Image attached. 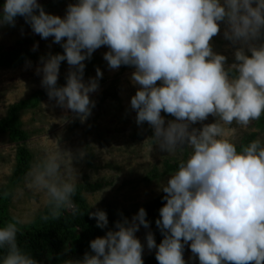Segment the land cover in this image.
I'll return each instance as SVG.
<instances>
[{"label":"clouds","instance_id":"1","mask_svg":"<svg viewBox=\"0 0 264 264\" xmlns=\"http://www.w3.org/2000/svg\"><path fill=\"white\" fill-rule=\"evenodd\" d=\"M18 16L64 49L42 58L37 69L49 99L85 122L95 106L89 94L98 89L103 73L97 68L96 77L85 82L84 61L108 46L109 68L135 67L131 80L140 87L130 103L136 123L148 122L154 130L149 152L157 144L168 154L188 153L162 187L166 203L155 221L162 242L157 245L153 233L146 234L158 264H186L189 241L199 264H264V139L238 150L228 138L236 132L234 124L246 127L264 116V0H77L63 18L46 13L38 0H4L0 26L14 27ZM218 22L226 25L225 39L238 46L230 65L210 44L220 32ZM62 61L70 71L66 85L58 87ZM162 111L176 119L166 123ZM209 115L215 122L191 127ZM83 155L62 150L55 141L34 164L29 187L46 194L50 216L45 220L58 219L63 209L79 212L73 160ZM146 215L141 207L131 221H117L116 230L90 242L92 254L68 264H144L135 233L141 225L149 227ZM89 217L99 228L108 225L103 210ZM23 223L12 217L0 226L5 252L0 264H38L18 244Z\"/></svg>","mask_w":264,"mask_h":264},{"label":"rangeland","instance_id":"2","mask_svg":"<svg viewBox=\"0 0 264 264\" xmlns=\"http://www.w3.org/2000/svg\"><path fill=\"white\" fill-rule=\"evenodd\" d=\"M38 3L42 6L50 5L44 11L63 18L68 6L77 3V0H38ZM218 23L220 32L212 38L210 44L214 52L227 57V64L230 65L235 62L234 53L238 46L225 39L226 25ZM20 47L39 54L61 48L62 44L55 43L53 37L41 38L32 31L23 17H19L16 18L14 27L0 26V50L10 51ZM108 51V46L96 49L91 56L95 64L83 76L87 82L96 77L97 68L103 73L98 81V89L89 94L95 106L85 122L81 123L76 113L58 106L55 99H49L47 94L38 108L20 114L21 129L27 135L25 146L32 155V162L17 184H13L12 177L21 143L12 141L8 132L0 133V194L6 190L9 193L4 213L6 222L12 217H18L24 221L22 226L33 224L46 208V194L29 187V174L34 164L54 148L55 141L62 150L74 155L84 153L82 158L73 160V167L78 173L77 186L85 176L90 182L109 183L95 193L83 192L90 208L94 211L104 207L125 211L129 221L141 207L164 194L162 187L167 185L179 163L187 159L186 151L178 150L174 154H168L157 144H153L149 152L154 130L148 122L136 123V111L131 108L130 103L140 87L131 80L135 67L121 65L115 70L109 68L104 59V53ZM42 66L43 60L34 59L14 67L0 68V121L7 117L11 105L26 100L37 92L46 91L41 84L43 74L37 72ZM69 71L67 61L61 62L57 84L66 80ZM160 84L157 81V85ZM161 115L167 123L169 119L165 112L162 111ZM173 118L176 119L174 116ZM212 122H215V117L209 115L206 121L197 122L191 127L199 129L202 124ZM232 127L236 128V132H229L228 138L234 140L237 147L248 140L264 139V126H260L259 120L252 121L246 127L235 124ZM168 166L174 169L168 172ZM148 232L149 227L141 225L135 233L143 246L142 257L157 251L156 248L147 247ZM190 243L189 241L183 257L186 264H199L198 257L191 252Z\"/></svg>","mask_w":264,"mask_h":264},{"label":"trees","instance_id":"3","mask_svg":"<svg viewBox=\"0 0 264 264\" xmlns=\"http://www.w3.org/2000/svg\"><path fill=\"white\" fill-rule=\"evenodd\" d=\"M4 0H0V5H3ZM50 5L42 6L43 9L49 8ZM20 16L16 17L19 18ZM63 47L54 51L44 53H32L26 48H18L10 51L0 50V68H10L18 64L30 60L46 59L49 54H63ZM64 62V61H62ZM85 69L84 74L94 66V59L91 57L84 61ZM66 80L57 84L58 87L64 86ZM46 91L37 92L26 100L19 101L11 105L8 109L7 117L0 121V133L8 132L10 139L15 142H20L16 155V168L12 177L13 184L19 183L24 174L29 170L32 162V155L26 149L25 141L27 138L26 133L21 129L19 116L24 111H33L38 108L41 100L46 96ZM169 120H174L171 114L165 113ZM260 126H264V116L259 119ZM250 142L249 140L242 145ZM240 147H238V150ZM174 168L168 166L167 171ZM109 183L105 181L90 182L85 176L83 182L77 186L76 193L73 196V201L79 208V212L75 215L70 210H61V216L58 219L49 218L45 220L43 217L50 216V208L47 204L41 216L35 223L22 226L21 231L17 234V241L19 246L27 253L31 254L33 258L38 261V264H68L69 261L81 260L85 253L92 254L90 242L97 238L102 237L109 230H116L115 223L123 218L128 219L125 211H115L109 207H104L103 210L107 213L108 225L105 228H99L96 225L95 218H90L89 213L95 212L86 203L83 192L95 193L107 187ZM0 194V226L6 223L4 213L6 212L7 197ZM166 193L162 194L155 200L144 205L147 215L146 219L149 222V232L153 233L156 244L159 245L164 235L157 227L155 221L160 219V208L166 203L163 197ZM187 244H185L184 250ZM5 254L4 250H0V258ZM144 264H158L156 253H152L146 257H142Z\"/></svg>","mask_w":264,"mask_h":264}]
</instances>
